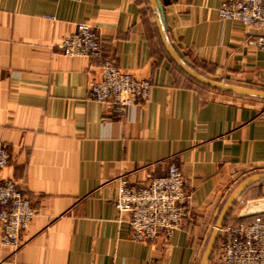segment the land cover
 <instances>
[{"label":"crops","instance_id":"crops-1","mask_svg":"<svg viewBox=\"0 0 264 264\" xmlns=\"http://www.w3.org/2000/svg\"><path fill=\"white\" fill-rule=\"evenodd\" d=\"M225 1H163L169 39L197 72L264 88L255 29L221 20ZM80 23L100 33L103 59L152 80L144 105L119 116L89 98L96 61L58 47ZM259 99L184 72L148 0H0V142L11 154L0 177L17 180L37 212L20 250L0 246V264H199L238 181L264 173ZM172 162L184 173L192 217L170 240L135 241L128 214L115 207L119 180L146 182ZM260 188L250 184L236 202L264 199ZM238 203L225 222L256 216L240 217L247 203ZM207 264H221L215 252Z\"/></svg>","mask_w":264,"mask_h":264},{"label":"built area","instance_id":"built-area-1","mask_svg":"<svg viewBox=\"0 0 264 264\" xmlns=\"http://www.w3.org/2000/svg\"><path fill=\"white\" fill-rule=\"evenodd\" d=\"M219 18L239 20L261 30L254 34L250 44L264 51V0H227L219 8ZM101 44L98 30L80 23L62 38L58 47L66 56H87L96 61L99 72L90 80L89 98L104 104L110 113L122 116L130 106H142L149 100L153 82L103 59ZM10 158L8 145L0 142V171ZM189 197L184 173L172 162L164 175L149 176L140 184H132L122 176L114 202L120 214L129 216L130 238L149 242L170 240L192 217L187 206ZM240 201L243 205L247 203ZM36 215L20 183L0 177V246L20 250L25 245L23 235ZM214 252L221 264H264V215L227 221L220 230Z\"/></svg>","mask_w":264,"mask_h":264},{"label":"water","instance_id":"water-1","mask_svg":"<svg viewBox=\"0 0 264 264\" xmlns=\"http://www.w3.org/2000/svg\"><path fill=\"white\" fill-rule=\"evenodd\" d=\"M154 15V19L158 28V32L162 43L172 58V60L190 77L197 80L198 82L210 86L214 89L229 92V93H237L255 97L264 98V90L255 89L251 87L240 86L231 83H225L221 81H217L211 78L206 77L205 75L197 72L191 66H189L183 58L178 54L174 46L172 45L165 25L164 19V10H163V1L167 0H148ZM261 30H255V33H260ZM257 180H264V173H256L247 178H245L241 183L237 185V187L231 192L227 200L225 201L220 214L215 223L212 234L207 243L204 254L200 260L199 264H207L217 243L220 230L224 225L226 218L236 202L238 196L241 194L243 190H245L250 184L254 183ZM264 213V199H256L247 203V205L240 212V217H248L253 215H259Z\"/></svg>","mask_w":264,"mask_h":264},{"label":"rangeland","instance_id":"rangeland-1","mask_svg":"<svg viewBox=\"0 0 264 264\" xmlns=\"http://www.w3.org/2000/svg\"><path fill=\"white\" fill-rule=\"evenodd\" d=\"M206 77H208V78H211V79H214V80H217V81H221V82H225V83H231V84H236V85H240V86H245V87H251V88H255V89H262V90H264V88H262V87H258V86H252V85H249V84H242V83H238V82H235V81H232V80H227V79H224V78H222L221 76H206ZM229 93V92H228ZM231 94H237V93H231ZM238 95H241V96H245V97H249V98H260L259 100L260 101H262V102H264V98H262V97H255V96H249V95H243V94H238ZM254 172V171H256V169L255 170H251L250 172ZM249 172V171H248ZM247 173V177H249V176H251V175H253V174H256V173ZM259 173V172H258ZM241 177H243V176H241ZM247 177H245V178H247ZM245 178H242L240 181H238V184L239 183H241ZM237 184V185H238ZM252 184H254V185H260L261 186V188H260V194L261 195H264V180H257V181H255L254 183H252ZM237 187V186H236ZM235 187V188H236ZM234 188V189H235ZM231 194V193H230ZM229 194V195H230ZM229 197V196H228ZM245 202H247V200L245 199V198H242ZM227 200V199H226ZM240 201V200H239ZM236 203H238V201L237 202H235L234 204H236ZM238 205H239V207H238V209L240 210V208H242L243 206H245V205H243L242 204V202L240 201L239 203H238ZM237 205V206H238ZM236 205H234L232 208H231V212L233 213V210L235 211V210H237L236 209V207H235ZM230 215H231V213H230ZM262 215H264V214H262ZM231 217V216H230ZM237 219H240V218H238V217H236ZM226 223V222H225ZM224 223V224H225ZM215 250V249H214ZM214 252V251H213Z\"/></svg>","mask_w":264,"mask_h":264}]
</instances>
